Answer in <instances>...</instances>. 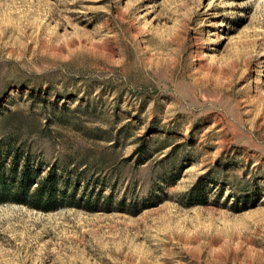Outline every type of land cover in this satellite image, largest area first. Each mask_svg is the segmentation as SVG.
<instances>
[{
	"label": "rangeland",
	"instance_id": "374dc122",
	"mask_svg": "<svg viewBox=\"0 0 264 264\" xmlns=\"http://www.w3.org/2000/svg\"><path fill=\"white\" fill-rule=\"evenodd\" d=\"M13 160L0 264H264V0H0Z\"/></svg>",
	"mask_w": 264,
	"mask_h": 264
},
{
	"label": "trees",
	"instance_id": "16d2710c",
	"mask_svg": "<svg viewBox=\"0 0 264 264\" xmlns=\"http://www.w3.org/2000/svg\"><path fill=\"white\" fill-rule=\"evenodd\" d=\"M17 165L18 162L13 160L7 172L6 165L0 162V205L18 204L42 212L73 205L59 198L62 195L58 196L56 181L51 173L41 181H36L28 174L27 165L20 173L17 172Z\"/></svg>",
	"mask_w": 264,
	"mask_h": 264
}]
</instances>
